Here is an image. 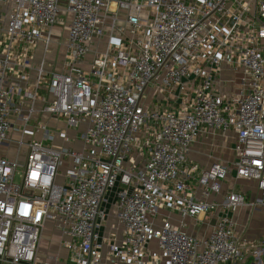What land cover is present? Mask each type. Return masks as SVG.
<instances>
[{"label":"built area","instance_id":"obj_1","mask_svg":"<svg viewBox=\"0 0 264 264\" xmlns=\"http://www.w3.org/2000/svg\"><path fill=\"white\" fill-rule=\"evenodd\" d=\"M51 44L60 72L46 69ZM223 70L239 75L230 92ZM40 112L73 136L60 132L56 147L45 123L28 129ZM227 132L233 162L189 159L199 137ZM13 135L16 158L0 155V261L56 264L37 261L51 223L68 264H264V241L242 238L232 218L264 206V0H0V146ZM230 175L257 196L224 190ZM162 211L216 221L198 239Z\"/></svg>","mask_w":264,"mask_h":264},{"label":"crops","instance_id":"obj_2","mask_svg":"<svg viewBox=\"0 0 264 264\" xmlns=\"http://www.w3.org/2000/svg\"><path fill=\"white\" fill-rule=\"evenodd\" d=\"M104 43H105V39L101 40V44L100 47L98 49V51H102L104 49ZM42 46V44H39ZM39 47V46H38ZM61 50V49H60ZM62 51H59L58 54V50H55L54 54L52 55L51 60L47 59L46 55V62L50 63L51 65L48 66V70H54L55 72H60L61 71V61H62ZM36 59H38V48L36 51ZM94 53L93 50L90 51L85 59H84V63L82 65V67L84 69H87L88 63L91 61V59L93 58ZM222 79L225 81V83L227 82H231L229 83V85L224 89V85H223V91L225 92H230V90H233L236 87V74H233L231 72H229L228 70H223L222 71ZM224 75H228L227 77H224ZM239 77V75L237 74V78ZM224 83V84H225ZM44 103H42L41 101H37L36 102V108L38 110H42V108L44 107ZM44 113H39L38 115H43ZM36 115V116H38ZM73 135V134H72ZM16 136L17 135H13ZM12 136V138H13ZM208 136V135H207ZM71 142V143H70ZM70 143V144H69ZM78 144L80 145L79 142H72L69 141L67 142V146L72 147L73 149H77L78 148ZM10 147V146H9ZM81 148V145H80ZM79 148V149H80ZM212 148H217V146H215L213 143H209V141L206 139V136H202L201 138L197 139L190 151L189 154V159L192 162L197 163L198 165H200L203 168H207L209 167L212 163L214 162H223V163H227V161H221V156L219 154V152H217L215 154V156L213 157L212 153H213V149ZM219 148V147H218ZM77 149V150H79ZM9 149H6V153L0 154V155H6L9 157ZM233 154V151H232ZM10 159H13L11 157H9ZM233 160V158H232ZM235 188L238 189L240 191H247L248 194L247 196L249 197V199L247 200L248 202L252 201L253 198H255L257 196V192L255 189V184L253 182H249V181H235L232 176L230 175L227 180L226 183L224 184V190L229 189V188ZM108 207V206H107ZM248 213L250 214V218L253 216V218L255 217V220L257 223V225L261 224V221L264 220V206L258 205L253 209H250L247 205L243 206L239 209H235L232 213V218L236 224V227L241 228L242 224L245 227V230H247V227L249 225V223L247 222L248 219ZM242 214H244V221L241 220L242 218ZM161 215L166 216L169 220L170 223H172L175 226H178L183 232H185L186 234L201 239V238H205L208 236V234L211 232V230L213 229L214 225H215V221H216V213H209L205 216H201L199 218H182L180 215L176 214V213H168L166 211H162ZM258 215V216H257ZM109 229L111 227L115 228L118 226V222L115 218L114 215V210L113 208H111V205L109 204ZM247 222V223H246ZM49 228H51L49 230V232L51 233V237L50 239H48L47 242L44 234L46 232V230H48ZM248 237H250L251 239L255 240V241H264V239H259L256 237H252L251 235H249ZM66 240L64 237H62L59 232H57L56 230L53 229V225L51 223H45L44 224V228L41 234V239L39 242V246H41V243H47L49 249L43 250L42 248H40L38 246V250H37V261L38 263H44V262H53V260H57L56 264H62L63 259L67 261L64 264H68V252L66 250L63 249V247H61L60 244V240ZM46 245V247H47ZM153 250L155 249L154 246H152ZM59 262V263H58ZM0 264H9L6 262H2L0 261ZM161 264H163V262H161Z\"/></svg>","mask_w":264,"mask_h":264},{"label":"rangeland","instance_id":"obj_3","mask_svg":"<svg viewBox=\"0 0 264 264\" xmlns=\"http://www.w3.org/2000/svg\"><path fill=\"white\" fill-rule=\"evenodd\" d=\"M61 21L64 23V25H67V23H68V19L65 20L63 15L61 16ZM56 28H58V32L55 31L52 34V37H51L52 41H54V42L58 41V38L63 35V33H61L62 26H57ZM62 43H63V40H62ZM42 50H43V46L39 45V47H38V59L39 60L42 58V52H43ZM55 50H57V48L55 47L54 44H51L49 46V50H48V54H47L48 55L47 56L48 60H51L52 55L54 54ZM60 51H62V49ZM47 68H48V65H46V69ZM227 76L228 75H224V77H227ZM236 78H237V74H236ZM230 82H231V80H230ZM230 82L225 83L224 89L229 85ZM39 121L42 122V123H45L50 128V132H52V133L54 131L56 132L54 134V143H53V145L56 146V147L57 146H61L62 143H63L61 141V139L58 137V134L60 132L66 131L67 134L70 137L73 136L72 135L73 131H71V129H67L66 125L64 124V122L62 120L52 119L46 114L38 115V116L34 115L31 123L28 124L27 128L28 129H33L34 125H36L37 122H39ZM40 136H43V135L40 132H36L35 135H34V138L38 139V138H40ZM31 138H32V136L25 135V137L23 139H21V140H22V142L26 143L28 141H31ZM199 138H201V137H199ZM206 139L209 141V143H213L215 146H217V148H212L213 149V153H212L213 157L215 156V154L217 152H219V154L221 156V159H220L221 161H227V162H233L234 161V154H232V151H233V146H234V143H235V138L232 135V133L227 132V133H225V135H222L221 133H216L215 135L209 134L208 136H206ZM12 140H13V142L10 144L8 154H9V157H11V158L15 157L16 158L19 146L16 144L15 141H19L20 137L13 136ZM64 146H67V142L64 143ZM79 148H80V145L78 144V148L77 149H79ZM24 150H25V148L23 147L21 149V153H20V156H19V164H21V165L25 161V155L23 154ZM214 151H217V152L214 153ZM3 153H6V149L0 146V154H3ZM232 158H233V160H232ZM58 180H60V178ZM15 181L18 182L19 178L16 177ZM107 205H108V202L104 205L105 210L107 211V219H106V222H105V226H106L107 229H106L105 233L113 232L114 230H116V228L115 229H109V219L110 218H109V206L107 208ZM249 215L250 214L248 213V216ZM254 215H252L251 218L249 216L248 219H247V222L249 223V225L247 227V230H245V227H244L243 224H242L241 228L237 227V231H238L239 235L242 238H245L246 240H249V241H255V240L251 239L250 237H248L249 235H251L252 237L254 236L256 238H259V239H264V220L261 221V224L257 225L258 222H256L255 217L253 218ZM241 220L244 221V214H242ZM50 229L51 228L46 230V232L44 234V237H45L46 241L48 239H50V237H51V233L49 232ZM47 242H49V241H47ZM40 245L41 246H39V247L42 248L43 250L47 251L49 249L47 243L46 244L45 243H41ZM46 245H47V247H46ZM63 249L68 252V250L66 248H63ZM66 261H67V258H66V260L63 259L62 264H64ZM102 264H104V262Z\"/></svg>","mask_w":264,"mask_h":264}]
</instances>
